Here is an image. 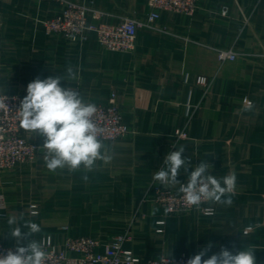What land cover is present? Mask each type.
Segmentation results:
<instances>
[{"label":"crops","instance_id":"0c3cea01","mask_svg":"<svg viewBox=\"0 0 264 264\" xmlns=\"http://www.w3.org/2000/svg\"><path fill=\"white\" fill-rule=\"evenodd\" d=\"M72 1L92 8L88 24H118L154 11L147 0ZM60 9L50 0H0V94L22 100L28 83L66 77L71 66L78 78L61 86L94 104H105L114 91L121 120L133 133L102 140L106 158L84 181L83 168L48 170L43 138L21 127L39 151L30 164L0 170V243L16 246L6 220L23 213L42 231L22 245L48 235L63 251L66 236L105 244L128 231L131 240L122 247L143 260L193 256L211 243L208 256L221 247L235 253L254 246L256 264H264V0H199L190 17L158 11V29L139 28L129 52L105 50L93 31L84 41L47 34L42 21ZM217 48L241 56L220 62ZM198 75L208 78L206 89L195 83ZM181 145L191 164L178 181L186 182L201 161L218 178L235 172L231 206L210 204L213 215L163 216L153 200L155 175L164 156Z\"/></svg>","mask_w":264,"mask_h":264},{"label":"clouds","instance_id":"9594fccd","mask_svg":"<svg viewBox=\"0 0 264 264\" xmlns=\"http://www.w3.org/2000/svg\"><path fill=\"white\" fill-rule=\"evenodd\" d=\"M66 72V77L36 78L28 83L27 94L17 110V118L24 130L43 138L41 148L45 150L48 170L67 168L77 171L83 168L85 174L82 179L87 181L86 173L93 170L96 161L106 158L103 153L109 149L100 139L103 130L94 119L97 106L85 102L77 89L61 86L62 81L78 78L71 66ZM6 99L5 95L0 96V109H8ZM184 151L185 147L181 145L164 156L163 167L156 173L155 179L169 187L179 185L178 192L182 194L185 204L198 210L203 203L231 206L237 186L235 172L218 178L211 174L210 163L201 161L188 173L186 182L181 183L177 179L181 169L188 172L191 164V160L182 158ZM204 211L207 215L214 214L211 207ZM6 223L16 247L15 251L10 249L5 255H0V264H46V239L33 238L22 245L27 237L41 233V227L31 220H25L23 213L8 216ZM21 226L27 231L22 232ZM211 248V243L204 246L187 260V264H256L254 246L241 248L235 253L221 247L218 253L208 256Z\"/></svg>","mask_w":264,"mask_h":264},{"label":"built area","instance_id":"2783aa9c","mask_svg":"<svg viewBox=\"0 0 264 264\" xmlns=\"http://www.w3.org/2000/svg\"><path fill=\"white\" fill-rule=\"evenodd\" d=\"M50 1L59 4L61 9L52 18L42 21L47 34L62 35L71 40L84 41L87 38V32L93 31L98 44L105 50L117 52H129L134 49L135 36L139 28L158 29L156 26L158 11L177 12L190 17L199 5V0H147L148 5L154 11L146 14L145 17H125L118 24L102 22L88 24L87 12L93 11L89 6L72 0ZM95 13L93 12L94 16H96ZM221 13L225 14L226 8H222ZM160 30L162 31L163 28ZM239 56L241 53L232 48L216 49V57L220 62L235 60ZM195 83L206 89L209 80L204 75H198ZM3 95L7 97L5 104L8 109H0V170L13 169L20 164H30L35 160L39 151V147L21 133L20 122L17 118L20 98L15 95L0 94V96ZM95 105L97 113L94 119L98 127L103 130L100 135L101 140H115L133 133L121 120L117 94L114 91L110 92L105 104ZM183 136V132L178 133V137ZM153 192V200L161 209L164 217L183 215L192 210H198L196 207L185 204L178 189L172 190L159 181L153 184ZM0 206H3L1 196ZM209 207L214 210L209 203H203L198 211L207 215L204 210ZM163 222V220L158 221L159 224ZM62 229L66 230L67 228L64 226ZM42 238L47 240L45 244V251L48 253L46 264H187V260L192 257L186 255L162 256L157 259L143 260L131 249L122 247L124 241L131 240L128 231L110 235L109 242L105 244H101L97 238L91 236H66L63 251L55 249L48 235ZM15 247L0 243V255H5L10 249L15 251ZM100 247H102L101 251L98 250Z\"/></svg>","mask_w":264,"mask_h":264}]
</instances>
